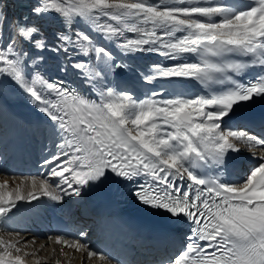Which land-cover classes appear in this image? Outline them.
I'll use <instances>...</instances> for the list:
<instances>
[{"label":"snow or ice","instance_id":"snow-or-ice-1","mask_svg":"<svg viewBox=\"0 0 264 264\" xmlns=\"http://www.w3.org/2000/svg\"><path fill=\"white\" fill-rule=\"evenodd\" d=\"M151 55L162 60L136 63ZM9 93L46 125L47 172L22 179L27 193L0 183V221L19 202L116 185L184 226L159 264H264V0H0ZM242 148L247 165L231 155ZM55 240L113 264L86 240ZM0 249V264H26L15 243Z\"/></svg>","mask_w":264,"mask_h":264},{"label":"bare ground","instance_id":"bare-ground-1","mask_svg":"<svg viewBox=\"0 0 264 264\" xmlns=\"http://www.w3.org/2000/svg\"><path fill=\"white\" fill-rule=\"evenodd\" d=\"M17 13L19 15V11L18 10H17ZM161 60H162L161 57L151 55V56L145 57L143 60L137 61L136 63L143 67L144 65H147L148 63H151V62H160ZM163 62L164 63H169V61H163ZM138 91L141 94L143 92L142 89H139ZM190 91H191L192 94H195V89L194 88L191 89ZM244 115L246 116V114H244ZM8 116H9V113L6 115V117H8ZM9 120L10 121H14L16 125L20 126V123L19 122H16L15 119L13 120L12 118H9ZM38 125H40V126H38ZM43 127H44L43 123H41L40 120L37 119V126L34 125V126H32V127L29 128L26 125V132H28L27 135H29V133L34 132V131L39 133V132H41V130H42ZM42 133L44 134V131H42ZM44 139H46V142L43 141V138H41L40 140H37L38 143H39V145L41 147H45L44 144L48 142V139L47 138L44 137ZM249 153H251V152H249ZM244 164L247 165L246 162ZM39 166H37V169H39ZM24 176H28V174H26V172H23V171L22 172H17V171H15L12 168H7L6 170H3L2 169V166L0 165V183H2L5 179H7L8 180V184H9V190L16 188L17 185H21L22 190L25 193H27L28 191H31L32 189H31V182H30V180L22 183V179L24 178ZM110 186L111 187H109V188H108V186L100 187L99 188V194H100V196L103 199H107L108 197L111 196L110 191H112V194H113L112 195V198L116 202V205L117 206H120V207H123V202L126 201L125 196L121 193V190H120L119 187H117L116 185H110ZM46 199H48V198L42 197L38 201V202H40L41 206L45 205ZM30 204H32V203H30ZM127 208L131 211V214L135 215L138 218H142L143 220H149L152 217V215L150 213L141 211L136 206L128 205ZM32 237H33L32 235H29L27 238L22 239V240H21L22 237H11V238L12 239H15V240H18V241H21L22 242L21 245H25V247H27L31 252H34V251L37 250V247H38V245L40 243H37V241H35ZM8 239H10V238H8ZM58 249H61L62 250L63 249L62 248V245H59V247H57L55 249V252H57ZM42 251L39 252V255L37 256V258L38 257H41V255H42L41 252ZM63 251L70 253L67 249H63ZM75 255H77V263H79L81 261V259H80V253L73 252V255L72 256H75ZM62 263L63 264H71V261H68V263L66 261H62ZM73 264H75V263H73Z\"/></svg>","mask_w":264,"mask_h":264},{"label":"rangeland","instance_id":"rangeland-1","mask_svg":"<svg viewBox=\"0 0 264 264\" xmlns=\"http://www.w3.org/2000/svg\"><path fill=\"white\" fill-rule=\"evenodd\" d=\"M11 8H12V5L10 4V9ZM9 16L11 17L10 10H9ZM3 234L4 233L0 232V239H3L6 242L15 243L17 247H20L22 249L21 253H19L20 255L27 256V257H29L32 260H36L37 259V256L39 255V253L37 255V253H32L31 251L29 252V249L27 247H25V245H21L22 242L16 243L17 241L8 239V238H11L10 236H4ZM25 254H27V255H25ZM41 254H42L41 255V259L42 258H46V259L48 258V255L45 252L42 251ZM55 254H56L57 260L71 261V264H73V263L76 264L77 263V258H75V257H77V255L70 257V253L65 252L63 250H59ZM66 255H67V257H66Z\"/></svg>","mask_w":264,"mask_h":264}]
</instances>
